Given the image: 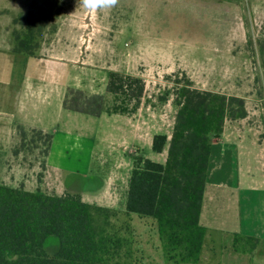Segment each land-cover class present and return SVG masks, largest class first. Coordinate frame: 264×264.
<instances>
[{"label":"rangeland","instance_id":"374dc122","mask_svg":"<svg viewBox=\"0 0 264 264\" xmlns=\"http://www.w3.org/2000/svg\"><path fill=\"white\" fill-rule=\"evenodd\" d=\"M29 19L35 21L37 56H49L54 48L55 54L64 56L67 47L78 69L86 72L85 80L77 73V90L91 94L96 89L93 75L101 88L106 69L142 77L146 88L139 102L108 96L106 112L114 115L92 124L59 115L55 107L45 110L43 123L32 105L23 114L13 108L14 126L23 122L19 129L27 133L15 156L21 154L29 167L38 166V173L31 174V183L26 176L23 184L53 195L63 193L65 186L89 192L84 201L112 209L103 228L119 238L120 262L167 264L155 223L150 218L127 215L125 200L134 157L165 162L167 152L155 153L149 141L154 133H172L178 88L190 79L199 89L242 97L248 109L245 119L228 121L224 135L225 141L246 143L233 158L241 181L209 187L203 223L224 231L222 242L227 245L235 231L263 232L264 0H118L116 6L98 9L95 15L77 8L76 0H0V93L10 90L12 76L15 83L21 82L26 71L24 61L17 57L11 61L6 44L12 48L16 33L23 34ZM65 26L75 28L69 39L60 32ZM17 54L22 53L14 52ZM76 72L72 68L73 76ZM20 95L25 107L37 100L39 93L35 89L26 94L23 88ZM28 124H44L51 134L61 137L62 145L57 146L50 167L62 183L47 172L46 139L37 130H26ZM67 133L86 134L90 140L65 149ZM97 177L104 178L100 189ZM216 230L212 235L219 238L221 232ZM253 244L240 239L237 249ZM45 246L54 253L59 238L49 237ZM208 246L207 256L213 252L212 243ZM229 249L220 261L217 255L214 263L210 258L201 264H248L230 256Z\"/></svg>","mask_w":264,"mask_h":264},{"label":"trees","instance_id":"16d2710c","mask_svg":"<svg viewBox=\"0 0 264 264\" xmlns=\"http://www.w3.org/2000/svg\"><path fill=\"white\" fill-rule=\"evenodd\" d=\"M34 22L29 19L23 34L16 33L13 52L37 56ZM145 88L142 77L109 72L107 92L113 96L139 102ZM175 103L172 133L156 134L152 143L155 153L167 152L166 160L134 157L125 212L153 220L167 264H198L207 235L201 215L213 143L228 121L245 119L248 109L242 97L199 89L190 79L179 86ZM105 104L103 95L77 89L64 100L65 109L96 117L107 110ZM38 133L46 139L48 157L53 135ZM19 134L24 142L26 131L19 129ZM111 211L77 193L53 195L0 184V264H125L118 256L119 238L103 228ZM51 236L59 238L54 253L45 248ZM240 239L256 241L236 237L235 246Z\"/></svg>","mask_w":264,"mask_h":264},{"label":"crops","instance_id":"0c3cea01","mask_svg":"<svg viewBox=\"0 0 264 264\" xmlns=\"http://www.w3.org/2000/svg\"><path fill=\"white\" fill-rule=\"evenodd\" d=\"M75 28L71 27H63L61 28L60 32L63 35L65 39H69L71 36V31ZM64 30V33L62 31ZM69 32H68V31ZM60 32L58 35H60ZM70 34V35H69ZM64 50V56H62L60 53L55 54V48L50 49V52L52 54H49V56H36L31 57L27 55L28 57L24 59L23 54H17L14 55V52L12 51V48L6 44V52L9 55V58L11 61H14V58L17 57L20 60L24 61L26 63V71L22 76L21 82L15 83L13 80V76L11 77V88L10 90H6L1 94L0 99V184H6L12 187H23L28 191H37L39 187L32 188L29 186V184H23V180L26 176H28L27 182L31 183L30 180H32L31 174H37L38 173V166L37 164H33L31 167L28 166V164L23 161V157L21 154L15 156V149L19 146V143L21 141V137L19 134V126L22 125V123L17 124V126H14V111L13 108L18 109V112L20 114L25 113V110L27 111V107L32 105L37 113V117L42 121L43 118H45V110H48L51 107H55L57 109V112L59 115H64L70 120H83L85 123L92 124L91 122H99L100 120L106 121L109 120L111 116V113L104 112L100 116H90L87 114H83L80 112L70 111L65 109L64 107V100L65 97L70 89H76L79 87L80 81H77V73L82 76L83 80L86 79V72L81 71L78 69L75 60L71 59L70 53L71 50H67V47ZM69 53V54H68ZM42 55V54H41ZM72 68H74L75 76L72 75ZM111 70L106 69V71L103 72V80L104 83L102 84L101 88H97L98 85L96 84L97 78H94L93 75V83L96 86L95 90H91V94H100L105 97V100L108 98V96H111L107 92V84L109 79V72ZM105 85H106V91H105ZM23 88L28 94L30 90L35 91L37 89V93H39L38 99L31 100V104H26L25 107L22 105L21 100V92L23 91ZM20 96V98H18ZM15 100V102H14ZM56 100V103L54 101ZM12 102H14L15 107H12ZM37 107V108H36ZM107 107V106H106ZM25 108V109H24ZM10 109V110H9ZM9 119V122H8ZM99 120V121H98ZM103 121V122H104ZM228 123V122H227ZM26 125V124H25ZM227 125V124H226ZM26 130H37V131H43L44 133H50V129L44 126V124L41 125H31L28 124L25 126ZM24 129V128H21ZM25 130V129H24ZM225 131L226 126L223 134L216 138L217 140H214L213 143V152H212V158H211V164H210V170H209V180L207 184L206 193L211 186H222L223 185H237L240 183L241 178L238 177V169H236V164L234 163L233 158H237L240 151L239 148L245 147L244 144L245 141L243 140H230L225 141ZM64 134V133H63ZM158 134V133H156ZM155 133L150 138L149 141V148H151L153 143V137L156 135ZM53 135V144L51 147V151L46 158V165H47V172L51 173L56 176L55 172L51 169L50 163L51 159L56 156V148L60 144L62 145L61 137H57V134ZM86 134H72L67 133V137L65 140L66 146L65 149L69 148L72 145L80 146L82 143L88 144L89 142V136H85ZM76 138V139H74ZM87 142V143H86ZM60 143V144H59ZM64 143V142H63ZM70 143V144H69ZM75 146V147H76ZM261 150V149H260ZM263 152V151H262ZM263 159H264V152H263ZM233 161V164H232ZM231 163V165H230ZM234 166V167H233ZM264 167V163H263ZM228 168V170H227ZM34 177V176H33ZM59 177V178H58ZM264 177V176H263ZM56 178L62 183V180L60 179V176H56ZM99 180V189L101 188L104 178L97 177ZM264 182V178H263ZM43 192V191H42ZM77 193L82 195L84 199V195H86L89 192H79L75 191L74 189H68L65 186L64 192L59 194L63 195L65 193ZM205 199V198H204ZM92 203V202H90ZM204 205V204H203ZM203 210L201 215V222L202 224L207 228V235L205 240L204 249L202 252L201 260L199 264H201L206 259H213L217 260V255L220 256L219 261L222 257H224L225 252L229 249L228 254L232 257H235L237 260H243L248 262V264H264V230L263 232H259L257 229L252 231H247L246 233L241 231H235L231 235V244L227 245L222 242V239L225 237L223 236L224 231H219L218 229H213L203 223ZM213 230H216L218 232H221V235L219 238L213 237L212 233ZM230 233V232H228ZM213 237V238H212ZM228 237V236H227ZM236 237L242 238V237H251L256 239V241H253L254 244L250 247H245V250H239L237 249V246H235V239ZM212 243L211 249L212 254L207 256V250L209 244ZM251 262V263H250Z\"/></svg>","mask_w":264,"mask_h":264},{"label":"clouds","instance_id":"9594fccd","mask_svg":"<svg viewBox=\"0 0 264 264\" xmlns=\"http://www.w3.org/2000/svg\"><path fill=\"white\" fill-rule=\"evenodd\" d=\"M117 3L118 0H76L77 8H83L91 15H95L98 9L111 8Z\"/></svg>","mask_w":264,"mask_h":264}]
</instances>
